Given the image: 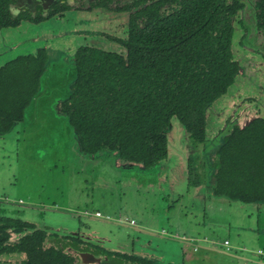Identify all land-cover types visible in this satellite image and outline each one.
<instances>
[{
	"label": "trees",
	"instance_id": "trees-1",
	"mask_svg": "<svg viewBox=\"0 0 264 264\" xmlns=\"http://www.w3.org/2000/svg\"><path fill=\"white\" fill-rule=\"evenodd\" d=\"M254 3L264 30V0ZM243 8L240 0H158L132 12L128 36L117 37L126 52L79 47L61 109L81 151L116 152L146 168L160 166L170 156L176 118L195 145L205 143L209 109L242 71L233 44ZM13 18L9 0H0V26L18 25L20 18ZM48 60L41 48L0 68V134L25 120L43 89ZM208 152L205 165H198V155L188 159L191 187L206 184L234 203L264 205V116L229 125ZM52 235L0 214V264H75L65 245H51Z\"/></svg>",
	"mask_w": 264,
	"mask_h": 264
},
{
	"label": "rangeland",
	"instance_id": "rangeland-1",
	"mask_svg": "<svg viewBox=\"0 0 264 264\" xmlns=\"http://www.w3.org/2000/svg\"><path fill=\"white\" fill-rule=\"evenodd\" d=\"M240 1L245 7L235 17L233 48L243 69L235 85L209 109L208 146L197 147L176 118L169 133L170 158L160 166L142 170L141 164L120 158L116 152L103 151L99 154L105 156L107 163L102 165L97 183L91 182L90 173L77 170L73 162L80 151L71 145L72 129L67 118L59 115L58 120L52 113L53 107L51 111L48 109V102L54 106L58 99L67 96L69 84L75 78V68L60 59L52 64L46 91L28 108L26 120L0 136V214L33 222L50 232L55 231V226L79 227L87 234L99 232L106 236L104 245L110 247L125 236L140 234L143 240L152 239L153 246L163 249L168 257L186 259L191 255L188 258L191 264L223 262L224 257L218 252L202 248L195 252L196 244H202L204 237L222 243L229 239L238 255L258 259L253 252L264 249V205L248 206L216 199L211 186L189 185L187 169L192 154L198 155L199 166L205 165L207 152H212L221 141L229 125L264 115V30L258 28L254 0ZM127 23L128 16L124 14L79 11L54 18L38 31L25 28L13 35L49 39L52 48H59L63 57L71 59L82 43L125 52L105 34L127 37ZM0 34L8 36L7 32ZM122 176H127L126 180ZM97 210L103 216H97ZM132 218L151 228L154 234L141 232L119 220ZM174 228L190 239L179 238L180 243L163 237L166 230L173 232ZM192 236L200 237L202 242L191 240ZM242 245L248 250L238 249ZM204 252H209L210 257Z\"/></svg>",
	"mask_w": 264,
	"mask_h": 264
},
{
	"label": "flooded vegetation",
	"instance_id": "flooded-vegetation-1",
	"mask_svg": "<svg viewBox=\"0 0 264 264\" xmlns=\"http://www.w3.org/2000/svg\"><path fill=\"white\" fill-rule=\"evenodd\" d=\"M13 1L14 0H9L10 13L12 16H14V18H20V23L15 26L14 25L2 26V27L0 26V32L1 31L3 33L7 32L8 34L7 37L0 34V68L6 65L11 60L21 55L36 54L41 48H46L49 53L47 69L50 70L52 67V64L56 61H59L60 59H65L67 62L71 63L72 67H74L75 66L74 56H75L76 51L73 53L72 58L68 59L67 57H63L64 55H62V52L59 48L54 49L51 47V44H53V42H50L49 39L43 40L41 38H38L37 36L25 37V35L18 37V36H14L13 32L20 31L19 33H21L24 31L25 28H33L34 30L38 31L42 28L41 27L42 24H44V26L47 27L46 25H48V22L54 18H64V17H67L69 13L73 14L79 11L83 12V14H91V13L96 12V13H114V14L127 15L128 16L127 27L129 31L130 16L132 12L137 8V6L141 7L144 5L152 4L154 2H157L158 0H74L73 3L63 2V3L56 4L46 13L42 10H38L34 12L32 10L31 11L19 10V14H16L13 11V8H11ZM244 7H245V4H244ZM41 17L42 19H40ZM256 19H257V24H258L257 11H256ZM86 23L87 22H84L85 25ZM258 28L260 27L258 26ZM105 35L108 40L117 43L119 46L125 49V47L117 41V37L119 36L112 35L109 33H106ZM234 37H235V34H234ZM19 38H22V39L19 40ZM82 46H92V47L106 49L99 45H91V44L82 43L78 45L76 50ZM14 49H16V51H14ZM10 50L12 52H10ZM21 50H24L26 52L25 53L19 52ZM106 50L117 52V50H111V49H106ZM118 52L124 53L122 51H118ZM237 78H236V81H237ZM74 79L70 82L69 88H72L71 84L74 82ZM235 83L232 86H234ZM63 100L64 98H60L54 103V106L57 107V113L61 116L64 115L61 109V102ZM257 116H264V115L260 114L254 117H257ZM23 122L17 123L14 126L13 130L17 127L18 124L23 123ZM1 135H5V134H0V136ZM207 142H208V139L203 144L197 143L196 146L206 147L208 146ZM76 154H77L76 157L73 158V162L75 163L77 170L79 169L81 171L89 172L91 176L90 181L97 183V181L100 179V169L102 168V165L107 163L104 160L105 156H103V154H89V153L83 152V150ZM162 161H166V159ZM162 161H161V164H162ZM70 165H71V160H70ZM141 167H143L142 170L148 169L144 165H142ZM109 171H110L109 173L115 172L112 170H109ZM102 173H104V168H103ZM135 176H130V177L135 178ZM126 177L127 176H122L121 179L126 180ZM128 179L130 180V182H132L131 178H128ZM146 180L149 181L148 179ZM135 183L137 184V182ZM148 183L149 182H147L146 186L150 187ZM137 185L140 186L139 184ZM212 195L216 196L214 194ZM216 197H219V196H216ZM96 215L103 216L102 212L99 210L96 211ZM119 220L122 221V223L125 222L124 224L126 226L134 227L141 232L154 234L151 228H148L146 226H143L137 223V221L133 218L130 220L128 219L127 220L119 219ZM109 223L110 222L108 221V224ZM53 229H55V231H52L53 235L50 237L48 241H50L51 245L55 244L59 247H63L65 245L66 251L76 257L75 264H191L193 263L192 261L188 260V258L192 257L191 255H189L186 259L180 256H176V255H171L168 257L166 252H164L163 249H161L160 247L155 248L153 246L154 241L152 239L143 240L140 234L136 235L135 237L125 236L117 241L116 246L110 247V246L104 245L106 236L99 232L94 233L93 231H90L92 233L87 234L83 232L81 228L79 227H77L76 229L75 228L74 229H58V227L55 226V228ZM60 230H65V231H60ZM165 235H167L168 237ZM165 235L163 236L164 238H172L173 240H177V241H179L178 240L179 238L190 239L187 237L186 233H182L181 231H179V228H174L173 232H169V230H166ZM204 238H205L204 239L205 241H203L202 244L201 243L196 244V247L194 248L195 252H197L198 250H202V249L207 250L209 252L211 251L216 252V253L218 252L224 257L222 264H240L239 263L240 261H243L244 264H250V263L264 264V249L262 248H259L257 251L253 252V254L258 258L256 259V258L247 257L245 255H238L237 251L235 252L233 251V247L229 239H225L224 242L222 243L221 241L211 240L208 237L207 238L204 237ZM191 240L202 242L200 237H195V236H192ZM226 240H229V244H226ZM179 242L182 243L181 241ZM238 249H242L244 251L248 250L246 245L239 246ZM86 252L94 254V257L97 260L93 262L83 261L82 253H86ZM209 252H204V253L205 255L210 257ZM195 256L196 254H194L193 257Z\"/></svg>",
	"mask_w": 264,
	"mask_h": 264
},
{
	"label": "water",
	"instance_id": "water-1",
	"mask_svg": "<svg viewBox=\"0 0 264 264\" xmlns=\"http://www.w3.org/2000/svg\"><path fill=\"white\" fill-rule=\"evenodd\" d=\"M63 2H68V3H73L74 0H14L12 2V5H11V8L13 9H18V10H29V11H38V10H42L44 11L45 13L48 12L54 5L56 4H59V3H63ZM51 70V69H50ZM50 70L48 71L47 73V76L50 72ZM76 74V73H75ZM47 76L45 78V82H44V86H43V89L42 91L40 92V94L35 98L33 104L35 103V101H37L40 97H42V94L46 91V88H47V84H46V81H47ZM67 96L70 94V90L68 89L67 91ZM66 96V97H67ZM59 97V94L54 97V100L56 101L57 98ZM52 101V100H51ZM50 101V102H51ZM32 104V105H33ZM51 107H53L54 111H52V113L54 115H57V119L59 120V114H57V107H54L53 106V103H50L48 102V109L51 111L52 109H50ZM63 118H66V117H62ZM68 120V119H67ZM69 125L71 126V124L69 123ZM71 129H72V143L71 145L73 146V149L77 150V151H80L81 152V149L79 147V144L78 142L76 141V136H75V133H74V129L73 127L71 126ZM76 147V148H75ZM216 199H219V200H228V202L230 203V199L226 198V197H221V198H216ZM52 209V208H51ZM82 258H83V261L85 262H93L97 259H95L94 257V254H91V253H82Z\"/></svg>",
	"mask_w": 264,
	"mask_h": 264
},
{
	"label": "clouds",
	"instance_id": "clouds-1",
	"mask_svg": "<svg viewBox=\"0 0 264 264\" xmlns=\"http://www.w3.org/2000/svg\"><path fill=\"white\" fill-rule=\"evenodd\" d=\"M13 11H14L16 14H19V10H18V9H13Z\"/></svg>",
	"mask_w": 264,
	"mask_h": 264
},
{
	"label": "crops",
	"instance_id": "crops-1",
	"mask_svg": "<svg viewBox=\"0 0 264 264\" xmlns=\"http://www.w3.org/2000/svg\"><path fill=\"white\" fill-rule=\"evenodd\" d=\"M230 202L233 203L234 201L230 200ZM251 205H254L255 206V204H251Z\"/></svg>",
	"mask_w": 264,
	"mask_h": 264
},
{
	"label": "built area",
	"instance_id": "built-area-1",
	"mask_svg": "<svg viewBox=\"0 0 264 264\" xmlns=\"http://www.w3.org/2000/svg\"><path fill=\"white\" fill-rule=\"evenodd\" d=\"M226 244H229V240H226Z\"/></svg>",
	"mask_w": 264,
	"mask_h": 264
}]
</instances>
